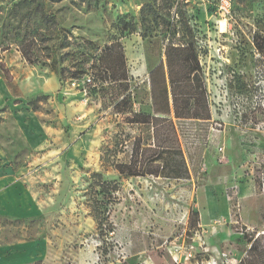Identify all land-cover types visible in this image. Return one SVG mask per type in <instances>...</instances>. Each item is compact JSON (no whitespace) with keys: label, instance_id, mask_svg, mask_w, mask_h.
Here are the masks:
<instances>
[{"label":"rangeland","instance_id":"rangeland-1","mask_svg":"<svg viewBox=\"0 0 264 264\" xmlns=\"http://www.w3.org/2000/svg\"><path fill=\"white\" fill-rule=\"evenodd\" d=\"M209 1L203 30L193 0H45L57 26L42 29V40L55 49L59 33L68 36L46 52L62 59L65 77L79 72L84 41L96 54L123 47L128 81L97 86L87 82L91 71L55 85L43 62H27L21 35L40 14L31 0H0V63L10 76L0 75L1 256L36 243L33 264H264V0H236L242 19L221 31ZM146 5L157 23L149 11L142 23ZM180 7L195 32L211 120H176L175 140L171 124L154 132L114 108L130 94L134 112H152L150 73L166 62L167 44L189 42L172 13ZM140 142V175H121L117 164L140 167L141 156L132 160ZM149 146L171 151L152 165Z\"/></svg>","mask_w":264,"mask_h":264},{"label":"trees","instance_id":"trees-1","mask_svg":"<svg viewBox=\"0 0 264 264\" xmlns=\"http://www.w3.org/2000/svg\"><path fill=\"white\" fill-rule=\"evenodd\" d=\"M31 5H34L33 9L40 14L38 27L34 25H26L21 35L20 52L23 58L30 64H37L43 62L52 73H54L61 84L65 81H78L81 75H84L86 71H91L93 79H91L92 85H103L104 83L110 82L114 85H121L128 81V69L126 65V59L123 51V47L119 42H114L111 45L106 46L100 54H96V47L93 42L84 41L83 46L87 47V52L84 54L83 60L80 62L78 67V73L71 74L68 78L65 77L67 69H60L59 64L62 59L52 58L46 55V52L52 50L53 52L62 46L63 42H67L68 36L64 32H60L57 37V47L55 49L46 45V41L42 40L43 34L42 29H52L55 31L57 26V20L54 16L48 15L45 12V0H31ZM56 2L62 0H55ZM235 9L236 0H235ZM151 12L154 16L155 23L158 22V16L151 6L146 5L142 11V23L145 22L146 13ZM237 12L242 14L237 10ZM180 23L184 34L189 39L186 46H180L176 44H167L166 46V62L160 63L150 73V87H151V107L152 112H134L133 102L130 94H122L117 98L115 105L116 114H129L125 118V123L130 125H142L144 127L151 126L155 130H158L165 124H171L174 129V138L178 140L175 121H200L208 122L211 120V112L209 103L206 96V90L199 80L197 74L200 72V62L196 56L194 42L196 39L193 27L190 24L188 14L183 7H180L177 12ZM241 17L239 19H241ZM238 19V20H239ZM124 27L129 29L130 32L136 31L135 24H128L124 22ZM36 27V28H35ZM58 33V32H57ZM82 46V47H83ZM0 75L3 76L7 81H10L8 70L4 64L0 63ZM103 89V88H102ZM177 89H180L177 92ZM141 141V140H140ZM156 142V136H155ZM118 146V144H117ZM142 143L134 144L132 152V160L134 163L140 162V167H133L134 169L127 168L126 166L116 165V169L121 175L127 177L139 176L142 169V160L144 153H140ZM161 147V146H159ZM146 149V148H145ZM150 152H155L154 156H150L147 161L152 165H156L164 154H168V149H162L158 152L156 146L154 148H147ZM145 150H143L144 152ZM179 154L183 156L181 150H178ZM159 154V155H157ZM112 153L110 150L105 151L103 161L109 163L112 159ZM183 158V157H182ZM147 158L144 159V162ZM131 160V162H132ZM143 162V163H144ZM114 164V163H113ZM132 166V164H131ZM173 172L177 170L173 169ZM147 174H153V172H145ZM143 173V174H145ZM176 178H180L179 175ZM101 189L109 191L110 184H101ZM115 188V187H114ZM111 200V199H110ZM95 219L102 222V214L96 209L94 211ZM193 216L196 217L197 223L199 224L198 212H193ZM98 222V223H99ZM257 240L251 241L252 247L249 251H253L256 248Z\"/></svg>","mask_w":264,"mask_h":264},{"label":"crops","instance_id":"crops-1","mask_svg":"<svg viewBox=\"0 0 264 264\" xmlns=\"http://www.w3.org/2000/svg\"><path fill=\"white\" fill-rule=\"evenodd\" d=\"M217 2V0H216ZM193 3L196 5L195 11V23L199 26L203 25L206 30V21L212 18V14L209 13V0L195 1ZM55 81L53 84L60 85L59 78L55 75ZM52 78V77H51ZM36 244V243H35ZM35 244H26L22 247H19L18 250L13 254L12 257H7L8 255L1 256L0 254V264H33L32 256H35V253H32V250L35 249ZM34 254V255H33Z\"/></svg>","mask_w":264,"mask_h":264},{"label":"built area","instance_id":"built-area-1","mask_svg":"<svg viewBox=\"0 0 264 264\" xmlns=\"http://www.w3.org/2000/svg\"><path fill=\"white\" fill-rule=\"evenodd\" d=\"M172 13L175 14L177 18L179 17L176 11ZM216 16L220 18L218 21V29H220V27L222 28L221 24L223 22L224 28L226 30L236 26L238 24V19L241 17V15L235 9V0H217ZM87 82L91 83V79H88ZM187 255L188 258H192L193 256L192 252L188 253Z\"/></svg>","mask_w":264,"mask_h":264},{"label":"bare ground","instance_id":"bare-ground-1","mask_svg":"<svg viewBox=\"0 0 264 264\" xmlns=\"http://www.w3.org/2000/svg\"><path fill=\"white\" fill-rule=\"evenodd\" d=\"M222 26H224V25H222ZM223 30V29H222ZM224 32H225V30H224Z\"/></svg>","mask_w":264,"mask_h":264}]
</instances>
